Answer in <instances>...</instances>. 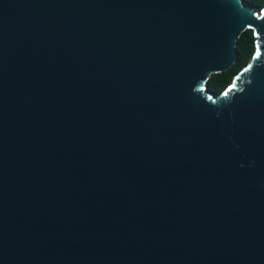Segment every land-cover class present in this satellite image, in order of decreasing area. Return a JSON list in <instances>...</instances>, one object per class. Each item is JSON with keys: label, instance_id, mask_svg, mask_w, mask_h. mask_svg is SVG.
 <instances>
[{"label": "water", "instance_id": "95a60500", "mask_svg": "<svg viewBox=\"0 0 264 264\" xmlns=\"http://www.w3.org/2000/svg\"><path fill=\"white\" fill-rule=\"evenodd\" d=\"M0 264H264V10L0 0Z\"/></svg>", "mask_w": 264, "mask_h": 264}, {"label": "trees", "instance_id": "16d2710c", "mask_svg": "<svg viewBox=\"0 0 264 264\" xmlns=\"http://www.w3.org/2000/svg\"><path fill=\"white\" fill-rule=\"evenodd\" d=\"M245 5L259 13L264 10V0H242ZM256 37L253 30L245 31L237 42L238 58L234 66L220 74L213 75L207 84V89L216 96L222 94L233 82L235 76L246 67L256 52Z\"/></svg>", "mask_w": 264, "mask_h": 264}]
</instances>
